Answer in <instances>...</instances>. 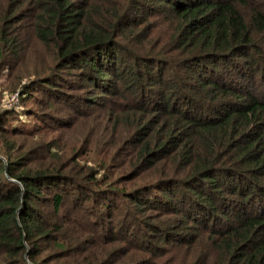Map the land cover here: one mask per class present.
I'll return each instance as SVG.
<instances>
[{"label": "trees", "instance_id": "trees-1", "mask_svg": "<svg viewBox=\"0 0 264 264\" xmlns=\"http://www.w3.org/2000/svg\"><path fill=\"white\" fill-rule=\"evenodd\" d=\"M256 1L0 0V73L39 45L21 98L96 108L108 132L91 167L44 136L15 147L30 129L0 110V264H264Z\"/></svg>", "mask_w": 264, "mask_h": 264}, {"label": "rangeland", "instance_id": "rangeland-1", "mask_svg": "<svg viewBox=\"0 0 264 264\" xmlns=\"http://www.w3.org/2000/svg\"><path fill=\"white\" fill-rule=\"evenodd\" d=\"M256 3L264 10V0H257ZM42 51L39 45L27 43L13 65L15 69L13 71L7 69L0 73V110L12 109L17 111L18 117L15 120V126L23 128L24 130L30 129V131H27V134H30L28 137H26V135H19L18 137L10 139L9 142L14 140L15 147H21L24 144L28 146L29 142L27 141H30L28 138L36 142L38 136H44V140L52 142L53 144L50 148V152H56V150L53 151L52 148L58 147L56 148L59 149L58 152L54 153L58 159L62 160L64 157H69L80 149V153L83 154L80 156L89 155L90 159L87 164L91 167H95L93 165L95 162L94 156L100 154L107 144V142L103 143L108 137V132L101 122L103 113H100L96 108H88L80 112L79 105L69 109L62 104H57L55 101H51V103L55 105L53 109L48 108L44 111L43 107L36 105L31 99L21 98L20 90L23 84L30 82L35 72H42L45 70L44 66L37 65L38 60L44 57ZM65 75H67L66 78L70 82H78L74 73L67 74L66 72ZM33 92L39 98L43 97L39 91ZM74 92L82 94L83 96H89L96 91L95 89H91V91L85 89L83 91ZM12 96H16V99L11 100ZM112 100L113 99H111V101ZM45 114H50L55 117L54 119H51L50 116L45 118ZM137 114L141 116V112ZM35 127H37L36 130H33ZM119 133L121 136H125L126 132L119 131ZM30 146L31 145H29V147ZM36 146L40 154L41 149L38 145ZM0 156H3L1 150ZM122 162L115 161L113 165L118 166L122 164ZM149 178L147 177L144 180H148ZM129 184L130 183H127L126 185L128 186ZM146 214L148 213L146 212ZM151 218L157 219L156 215L151 216ZM172 238L176 237L172 236ZM47 253L48 252L43 253L41 256ZM131 258H133V255L128 253L124 257V264L130 262ZM23 260L26 264H31L27 258ZM113 264H117L116 259H113Z\"/></svg>", "mask_w": 264, "mask_h": 264}, {"label": "built area", "instance_id": "built-area-1", "mask_svg": "<svg viewBox=\"0 0 264 264\" xmlns=\"http://www.w3.org/2000/svg\"><path fill=\"white\" fill-rule=\"evenodd\" d=\"M14 99H16V96H12V97H11V100H14Z\"/></svg>", "mask_w": 264, "mask_h": 264}]
</instances>
